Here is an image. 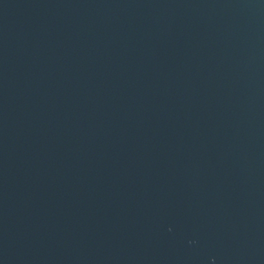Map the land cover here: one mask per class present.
I'll return each instance as SVG.
<instances>
[{
    "label": "water",
    "instance_id": "water-1",
    "mask_svg": "<svg viewBox=\"0 0 264 264\" xmlns=\"http://www.w3.org/2000/svg\"><path fill=\"white\" fill-rule=\"evenodd\" d=\"M174 264H264V0H24Z\"/></svg>",
    "mask_w": 264,
    "mask_h": 264
}]
</instances>
